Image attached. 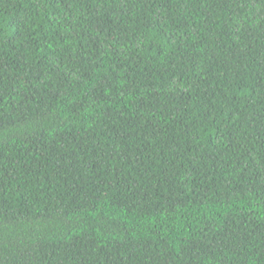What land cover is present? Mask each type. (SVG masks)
<instances>
[{
  "label": "trees",
  "instance_id": "obj_1",
  "mask_svg": "<svg viewBox=\"0 0 264 264\" xmlns=\"http://www.w3.org/2000/svg\"><path fill=\"white\" fill-rule=\"evenodd\" d=\"M0 264H264V0H0Z\"/></svg>",
  "mask_w": 264,
  "mask_h": 264
}]
</instances>
